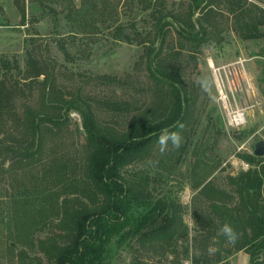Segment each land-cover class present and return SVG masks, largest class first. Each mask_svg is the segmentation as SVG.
<instances>
[{
  "label": "trees",
  "instance_id": "16d2710c",
  "mask_svg": "<svg viewBox=\"0 0 264 264\" xmlns=\"http://www.w3.org/2000/svg\"><path fill=\"white\" fill-rule=\"evenodd\" d=\"M190 1L188 21L177 34L195 47L215 34L217 10L223 4L240 27L248 29L245 38H253L257 25H264V8L247 9L246 0ZM14 3L24 25L25 0ZM163 3L160 0L159 11L153 8L150 13L156 27L152 42L159 40L160 47L170 25L167 15L160 14ZM197 9L201 19L193 21ZM197 26L200 29L192 33ZM160 47L147 45L145 53L148 76L156 82L154 107L144 106L132 114L124 102L104 103L111 113L126 115L124 130L100 122L92 99L65 96L53 70L45 69L33 50L26 51L24 69L16 59L0 54V188L8 192L2 195L0 190V253L8 257L6 261L111 264L118 248L173 249L187 231L186 205L157 187L176 167L168 168L164 160L177 154L180 162L186 148L183 143L172 148L176 152L167 149L158 158L154 154L158 137L165 128L182 130L178 124L186 125L191 102L177 70L156 65ZM59 48L67 54L65 44ZM34 85L37 97L21 101ZM71 110L81 117L85 140L84 157L75 164L66 155L45 156L47 136L65 125ZM238 156L248 169L227 175L226 190L207 179L193 186L206 205V216L201 223V263L193 257L192 264L220 263L240 251L248 255V264H264V158ZM224 223L233 226L238 240L228 244L220 236L213 245L212 238ZM210 245L218 248L213 255L207 251Z\"/></svg>",
  "mask_w": 264,
  "mask_h": 264
},
{
  "label": "rangeland",
  "instance_id": "374dc122",
  "mask_svg": "<svg viewBox=\"0 0 264 264\" xmlns=\"http://www.w3.org/2000/svg\"><path fill=\"white\" fill-rule=\"evenodd\" d=\"M161 1L160 14L167 15L170 25L160 47L159 40L152 42L156 27L150 15L153 8L159 11L160 0H25L24 25L14 0H0V54L16 59L24 69L26 51L33 50L45 69L53 70L65 96L94 101L100 122L121 130L127 125L126 115L111 113L105 102H124L132 114L144 106L154 107L157 89L146 70L147 45L156 50L160 47L156 65L176 69L186 85L191 102L189 118L180 131L182 144H186L184 156L180 162H176L177 154L164 160L168 168L176 167L157 187L186 205L183 221L187 231L173 249L155 245L142 252L137 245L118 248L111 264H192L193 257L201 263L206 205L193 186L207 179L226 190L227 175L248 169L238 155L252 154L254 144L264 140V25H257L253 38H245L248 29L240 27L223 4L217 10L215 34L195 47L177 34L188 21L191 1ZM246 1L247 9L251 5L264 8V0ZM198 19L200 9L192 16L193 21ZM60 43L65 44L67 54ZM33 88L21 95V101L37 97L38 88ZM237 110L246 119L240 126L232 122ZM84 142L81 117L71 110L65 125L47 136L45 156L66 155L70 162L78 163L85 154ZM168 149L176 152L171 144ZM154 154L160 157L159 144ZM152 166L162 167L159 162ZM1 194L8 192L2 189ZM0 258L1 264H11L3 253ZM248 258L240 251L216 264H248Z\"/></svg>",
  "mask_w": 264,
  "mask_h": 264
},
{
  "label": "clouds",
  "instance_id": "9594fccd",
  "mask_svg": "<svg viewBox=\"0 0 264 264\" xmlns=\"http://www.w3.org/2000/svg\"><path fill=\"white\" fill-rule=\"evenodd\" d=\"M202 88H205L206 85L203 81H201ZM232 122L236 126L243 125L246 123L245 114L242 110H237L236 113L232 117ZM180 129H183L184 125L182 123L178 124ZM182 136L179 131H170L169 129L165 128L161 130V133L158 137V144H159V151L161 154H164L165 151L168 149L169 144H171L172 148L179 149L182 145ZM149 163H158L149 161ZM223 236L228 244H235L238 240L239 234L236 230L228 223H224L218 230L216 236L212 238L213 245L218 243V238ZM209 255H213L218 251V248L215 246L210 245L207 249ZM185 264H190V261H185Z\"/></svg>",
  "mask_w": 264,
  "mask_h": 264
},
{
  "label": "water",
  "instance_id": "95a60500",
  "mask_svg": "<svg viewBox=\"0 0 264 264\" xmlns=\"http://www.w3.org/2000/svg\"><path fill=\"white\" fill-rule=\"evenodd\" d=\"M252 154L256 157H264V140H260L254 144Z\"/></svg>",
  "mask_w": 264,
  "mask_h": 264
}]
</instances>
